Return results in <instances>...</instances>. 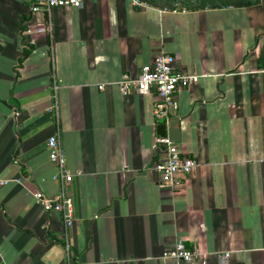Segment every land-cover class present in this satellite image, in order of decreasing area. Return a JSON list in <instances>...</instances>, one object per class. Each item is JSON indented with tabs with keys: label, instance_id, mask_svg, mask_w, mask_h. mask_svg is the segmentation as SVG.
Wrapping results in <instances>:
<instances>
[{
	"label": "crops",
	"instance_id": "crops-1",
	"mask_svg": "<svg viewBox=\"0 0 264 264\" xmlns=\"http://www.w3.org/2000/svg\"><path fill=\"white\" fill-rule=\"evenodd\" d=\"M32 2L0 0V264H179V240L207 256L190 264H264V0ZM161 52L196 77L171 108L199 164L178 188L152 169L156 90L119 84ZM54 135L69 230L34 196L61 190Z\"/></svg>",
	"mask_w": 264,
	"mask_h": 264
},
{
	"label": "built area",
	"instance_id": "built-area-1",
	"mask_svg": "<svg viewBox=\"0 0 264 264\" xmlns=\"http://www.w3.org/2000/svg\"><path fill=\"white\" fill-rule=\"evenodd\" d=\"M86 0H33L32 9L34 11L44 10L51 13L52 9L59 7H80ZM137 2V1H136ZM45 29H40L44 31ZM195 76L185 72L177 64V58L168 53H159L154 61L145 65L142 71L137 75H127L120 81V89L124 94L131 92H146L155 89L158 94L156 102V118L159 123L171 124V108L175 105V98L178 91L184 86L192 83ZM165 149L162 156L156 159L152 166L161 179L162 185L178 188L183 184V175L192 174L198 168V162L190 155L181 150L176 141H173L169 135L163 137ZM48 150L50 159L56 164L57 172L53 179L61 184L60 192L51 196L43 191L35 192V200L41 204L47 211L58 212L62 215L65 229L69 230L76 222L75 203L70 195V182L74 173L69 169L64 147L57 136H51L48 141ZM63 232L68 235V231ZM68 238V236H67ZM72 244L68 240L67 250L71 251ZM168 258H175L179 264H190L198 258L206 259L207 256L200 251L186 246L184 241L179 240L175 247L166 252Z\"/></svg>",
	"mask_w": 264,
	"mask_h": 264
},
{
	"label": "water",
	"instance_id": "water-1",
	"mask_svg": "<svg viewBox=\"0 0 264 264\" xmlns=\"http://www.w3.org/2000/svg\"><path fill=\"white\" fill-rule=\"evenodd\" d=\"M180 121H181L180 119H175L171 122L169 126L168 135L173 141H180L181 139V128L179 126ZM158 134H160L163 137L167 135L166 124L158 125Z\"/></svg>",
	"mask_w": 264,
	"mask_h": 264
}]
</instances>
